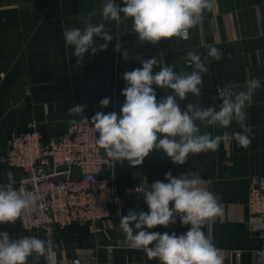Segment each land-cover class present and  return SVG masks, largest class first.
Returning <instances> with one entry per match:
<instances>
[{
    "label": "crops",
    "instance_id": "obj_1",
    "mask_svg": "<svg viewBox=\"0 0 264 264\" xmlns=\"http://www.w3.org/2000/svg\"><path fill=\"white\" fill-rule=\"evenodd\" d=\"M105 0H0V155L8 144L11 132L40 129L46 136L65 131L72 119L67 110L85 105L84 117L97 112L120 113L125 97V72L142 67V61L157 59L153 72L161 67L175 65L177 72H191L187 53L196 52L208 66L203 74L201 97L189 94L180 101L182 109L187 103H200L204 107L218 106L215 87L232 84L244 90L246 82L261 81L247 102V124L251 127V144L240 147L235 141L221 142L216 150L190 154L184 165L174 164L162 150H153L139 166L118 161L114 175L123 196L120 208L111 210L99 221L95 234L82 223L68 224L65 228L51 226L34 232L21 231L16 222L0 225L10 238L21 235L51 240L56 245L57 264H158L142 248H137L119 226L122 215L129 211L148 212L143 193L136 191L144 179L147 183L163 181L165 174L173 177L188 174L203 179L201 187L221 199L220 213L207 219L202 231L216 248L225 249L235 257L241 251V264H256V251L264 246L257 231L250 228L247 199L251 184L264 176V0H214L203 20L190 29L189 38L161 40L157 44L139 42L132 32V20L123 19L120 25H108L114 35L104 51L92 55L91 50L80 63L73 56L74 49L66 47L63 32L68 28L85 27L90 16L92 23L101 21V8ZM123 7V0H115ZM95 13V15H92ZM107 24V22H106ZM105 43L94 37V46ZM119 45V47H117ZM211 46L223 53L220 61L208 56ZM157 99L172 94L170 89L153 85ZM109 98L107 107L100 100ZM201 133L213 136L224 131L238 132L233 122L228 129L206 127L197 122ZM5 167H0V181L5 180ZM16 171L17 177L20 176ZM102 176L113 171L104 168ZM171 206V205H170ZM119 213V214H118ZM134 227V225H133ZM179 216L168 227L156 226L152 232H187ZM28 264H46L44 258L30 257Z\"/></svg>",
    "mask_w": 264,
    "mask_h": 264
},
{
    "label": "clouds",
    "instance_id": "obj_2",
    "mask_svg": "<svg viewBox=\"0 0 264 264\" xmlns=\"http://www.w3.org/2000/svg\"><path fill=\"white\" fill-rule=\"evenodd\" d=\"M213 6L214 0H123L121 7L115 0H105L101 21L92 23L89 16L83 29H65L64 42L66 47L74 49L73 56L76 63H80L89 50L95 55L107 49L114 38L108 25H120L121 14L123 19L132 20V32L138 34L139 42L157 44L174 37L187 40L190 29L200 24L204 12ZM94 37L105 43L94 46ZM208 56L220 61L223 53L211 46ZM187 59L192 66L190 73L177 72L174 64L154 73L155 58L143 60L141 68L125 72L126 86L122 90L125 99L119 114L97 112L89 122V118L81 115L85 105L73 106L67 113L72 117L80 116L79 120L73 119V123L94 126L99 134L96 145L104 150L107 158L113 162L126 160L133 167L141 165L154 149L162 150L174 164L184 165L190 154L216 150L221 142L235 141L242 148L249 147L251 127L247 124L246 106L262 86L261 81L256 78L247 81L244 90L226 85L217 94L218 106L187 103L182 109L179 102L187 100L189 94L201 97L202 76L209 71L198 53L188 52ZM153 85L170 89L172 94L158 100ZM99 103L107 107L110 99L105 97ZM197 122L221 129H228L236 122L240 131H224L215 136L210 132L202 134ZM165 179L167 183L155 181L149 185L145 178L136 188L143 193L149 211H129L122 215L119 223L122 231L137 248H142L149 258L158 259L160 264H223L219 250L202 231L204 222L220 213L221 198L201 187L205 184L203 179L188 174L177 178L171 172L165 174ZM37 198L23 187L0 184V225L22 220L36 205ZM177 216L182 225L190 226L184 234L147 230L168 227L176 223ZM55 249L51 240L26 235L12 239L7 231H0V264H28L33 256L37 260L44 258L46 264H57Z\"/></svg>",
    "mask_w": 264,
    "mask_h": 264
},
{
    "label": "built area",
    "instance_id": "obj_3",
    "mask_svg": "<svg viewBox=\"0 0 264 264\" xmlns=\"http://www.w3.org/2000/svg\"><path fill=\"white\" fill-rule=\"evenodd\" d=\"M187 65L191 66L189 61ZM225 86L215 87V95ZM72 121L57 135L46 136L40 129L30 128L11 132L8 137L6 150L0 155V167L4 165L6 172L0 184L12 183L17 189L23 187L38 197L36 205L22 220L16 221L21 231L34 232L51 226L65 228L68 224L82 223L95 234L99 221L123 203L114 175L118 161L107 158L104 150L96 145L99 134L94 126ZM104 168H110L113 175L102 176ZM16 171L21 172L19 177ZM247 209L250 228L264 240V176L251 184ZM217 249L223 264H241L240 250H234L233 258L225 249ZM256 261V264H264V246L256 251ZM74 264L82 263L74 261Z\"/></svg>",
    "mask_w": 264,
    "mask_h": 264
}]
</instances>
